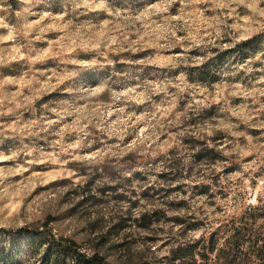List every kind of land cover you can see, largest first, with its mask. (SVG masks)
<instances>
[{"label": "clouds", "instance_id": "clouds-1", "mask_svg": "<svg viewBox=\"0 0 264 264\" xmlns=\"http://www.w3.org/2000/svg\"><path fill=\"white\" fill-rule=\"evenodd\" d=\"M0 264H264V0H0Z\"/></svg>", "mask_w": 264, "mask_h": 264}]
</instances>
